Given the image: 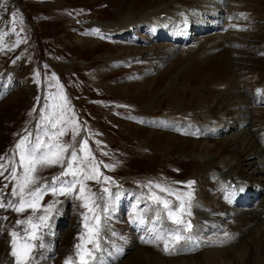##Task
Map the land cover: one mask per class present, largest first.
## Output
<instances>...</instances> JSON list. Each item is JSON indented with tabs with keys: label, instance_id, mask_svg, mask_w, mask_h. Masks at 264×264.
Instances as JSON below:
<instances>
[{
	"label": "rangeland",
	"instance_id": "obj_1",
	"mask_svg": "<svg viewBox=\"0 0 264 264\" xmlns=\"http://www.w3.org/2000/svg\"><path fill=\"white\" fill-rule=\"evenodd\" d=\"M175 1L188 8L198 6L200 0ZM233 1L239 3L229 10L233 12L231 17H236L239 22V41L245 43L243 48L249 45L251 50L243 49L241 42L236 56L225 49L221 54H225V58L216 53L213 61L207 62L192 54L189 64L184 58L177 59L158 73H144L153 67L151 62L149 68L147 65H135L122 73L113 69V73L109 74L108 63L103 62L139 53L162 58L171 46L165 40H152L148 34L149 25L136 27L137 32L145 34V41L138 45L123 47L100 43L95 37L85 34L92 28L95 32L102 30L95 25V20L108 26L112 30L110 33H121L124 28L117 26L122 27L124 19L133 18L137 22L149 12L147 9L151 11L164 3L172 6L173 0H19V3H16L18 0H0V82L9 89L14 88L8 96L7 92L2 93L6 97L0 105V164L4 166L0 169V203L5 204V207H0L1 264L3 260L5 264H18V257L12 253L20 251V245L29 242L32 247L27 264H81V256L85 252L91 253V256H84L88 264H112L98 259V256L102 253L101 241L107 235L106 230L110 231L115 226H109V220H115V217L119 228L124 230V237L130 239L129 251L119 264H264V207H260L264 205V162H261L264 158H258L254 151L249 152L244 139H239L237 144L228 139L234 136V139L243 138L234 135L242 130L241 118L234 113L229 115L228 105L233 107L240 97L243 103L251 105L254 100L249 98L253 97L254 87L264 88V59L255 56L261 53L259 46L264 43V0ZM105 4L109 6L107 10H102ZM21 6L28 11L31 20L21 12ZM86 13L95 20L86 23ZM227 13L226 9L224 14H220L221 19L206 20L226 28ZM187 17L189 15L182 16L181 23ZM196 19L199 20V17L196 16ZM232 21L229 20L228 25ZM173 32H178L176 26ZM189 33L188 36H191ZM215 33L209 32L211 35ZM131 36L136 35L133 32ZM50 38L51 41L46 40ZM199 38L193 34L192 45L197 44ZM177 44L182 46L180 41ZM219 47L222 48L221 45ZM255 48L257 51L253 52ZM62 59L68 60L69 65H49L51 60ZM42 60L50 68L38 69ZM233 71L235 74L231 73ZM125 74H129L130 79L123 80L129 82L121 80L118 83L117 79L125 77ZM104 76L105 79H101ZM231 85L233 89H230ZM262 104L258 100L253 103L255 109L261 110L258 117L254 116L259 119L254 125L261 131L263 140ZM223 116L228 118V122L226 119L215 140L224 139L225 142L215 143L206 140L207 137L201 138L200 133L206 134L211 127H202L206 124L203 120L216 121ZM148 118L164 121L161 125L156 121L149 122ZM57 120L60 123L53 128L52 124ZM61 130L63 135H58L56 140L50 139ZM45 132L48 136H44ZM38 136L48 143L66 145V156L75 150L78 159L73 167L80 166L83 159L87 175L96 178L88 179L83 174L77 176L72 193L61 195L45 191L37 210L26 207L18 212L15 208L21 196L17 185L24 175L18 145L26 137L27 142L34 143ZM85 140L88 142L86 150ZM260 148L263 150L264 145ZM64 163L67 164V160ZM248 163H257L259 166L255 173L259 171L262 175H252L256 167L250 170ZM234 164V172H239L243 178L248 177L253 185L252 192L249 191L250 200L237 207L224 199L226 188L217 183L213 173L215 166ZM12 169L16 170L15 179L11 175ZM64 170L59 165L38 169L35 174L38 183L25 189L24 199H32L29 195L31 190L50 184L57 177L71 183L72 176L61 175ZM81 184L85 188L83 197L79 194ZM57 185L58 182L53 184ZM14 192L17 194L13 195ZM115 192H125L118 211L113 206ZM129 201L135 203L134 210H140L136 220L127 217L124 212V205ZM162 201H167L177 213L175 217L168 216ZM65 202L66 209L61 207V213L56 218L59 205ZM49 205H53L51 210H48ZM63 213L62 221L51 231L52 223L56 224ZM161 213L163 221L175 225L176 229L171 231L172 227L167 224L166 231L154 221L153 214L160 216ZM199 213L208 214V217L212 215L214 223L219 224V227L214 223L211 226L213 233L210 239L215 241L216 248L199 250L190 255L180 247L184 236L179 241L171 239L173 233L181 234L179 228L185 230L182 223L177 224L174 220L179 218L182 222H190L192 230V223L200 219L197 218ZM41 216H47V220L39 221ZM241 216L253 219L244 223L246 229L243 233L237 227L243 226V221L236 224ZM29 220L32 224H40L35 233L38 239H32ZM197 227L196 224V231L188 241L193 248L203 246L197 242L203 233ZM13 233L17 235L14 237ZM158 235L161 238L157 239ZM165 237L169 241L167 252L164 250ZM6 244L10 251L8 255L13 260L7 255ZM112 244V241L103 242L104 251L107 252ZM240 248L244 250L241 252Z\"/></svg>",
	"mask_w": 264,
	"mask_h": 264
},
{
	"label": "bare ground",
	"instance_id": "obj_2",
	"mask_svg": "<svg viewBox=\"0 0 264 264\" xmlns=\"http://www.w3.org/2000/svg\"><path fill=\"white\" fill-rule=\"evenodd\" d=\"M198 1V0H197ZM203 2H205L206 0H202ZM238 1V0H237ZM179 1H175L174 0V4H177ZM247 2V1H246ZM217 3V4H216ZM251 3H254V2H252L251 1ZM237 4H239V3H237V2H235V1H233V0H218V1H215V0H209V2H205V3H202L201 4V11H200V14H199V16L201 17L202 15H204L205 17H210V18H217L218 17V13H220L221 12V10H230L231 9V7H234V6H237ZM249 5H250V3H249ZM259 6V5H258ZM199 7V6H198ZM220 7V9L221 10H219L218 8ZM253 7V6H252ZM255 7V6H254ZM260 7V6H259ZM258 7V8H259ZM160 8H162L161 6L160 7H158V8H156V9H154V8H152L151 9V11L149 10V12L148 13H146V14H144V15H142L141 16V18L143 19H141L140 18V20H138L137 22H134V19L132 18V19H124L123 20V22H122V24H123V26L121 27V26H117L118 28H120V29H123L124 28V30L125 31H123V32H121L122 34H124L127 30H130L132 27L134 28L135 27V25H137L139 22H143V21H145L146 20V18L147 17H150L149 19H147V20H152L151 22H152V30L150 31V32H148V34H153V35H156V36H158V32H159V29H161V30H164V31H169L171 28H173V27H175V25H177V30H178V33H180L181 35H184V34H187V32L188 31H191L190 29L188 30V28H189V26L191 25H188L187 23H189L190 21L191 22H193V19H190L189 17H187L184 21H183V23H181L182 22V17H181V19L179 20L176 16L177 15H180V16H188V15H183L182 13L184 12V10H185V8H178V7H176L173 11H171V9H169L168 8V6H166V9H165V11H167V10H169V11H167V12H165V13H172L171 15H169V18L168 19H166L165 20V22L163 23V25L160 27V26H157V25H160L159 23H157L156 22V17L157 16H160V15H162V14H164V11H163V8L162 9H160ZM257 9V8H256ZM254 10V9H253ZM236 13V12H235ZM251 13V12H250ZM138 15H140V14H138ZM174 15H175V17H174ZM229 15V14H228ZM232 15V14H231ZM231 15H229L228 17H227V26H226V28H217L215 25H213V24H210V22L208 23V24H210L209 26H205V25H197V29H195V31L197 32V33H202V35H205V37L204 38H200L199 40L200 41H198V43L197 44H194V48H189V49H187V50H184L183 51V53H180V54H172L170 51L169 52H167L166 53V55L165 56H163V60L166 62V63H168V62H171V61H174L175 62V60H177V59H179V60H183V58H184V60H186L187 62H185V63H189V61H190V57H191V55L193 54L195 57H197L198 59H201L202 60V58H204L207 62L208 61H210V60H212L213 61V59L214 58H212V57H214V56H217V54H214V51L216 50V49H221V47H219V45H221L222 46V50L220 51V53H219V55H221L222 54V52H224V50L226 49V50H228V53L230 54V55H237V53L239 52L238 50H239V48H240V46H242V44H241V42L239 41V38L238 37H240V35H239V33H237V31H239V22H238V19H236V17H234V18H232L231 17ZM126 17H128V16H126ZM155 19V20H154ZM234 20L230 25H228V20ZM175 22V23H174ZM196 23H197V21H196ZM264 23V22H263ZM119 24H121V23H119ZM131 24V25H130ZM128 25H130V27L128 26ZM126 26H128L129 28H125ZM193 26H194V24H193ZM157 27H160V28H157ZM117 28V29H118ZM241 28V27H240ZM210 29H221L223 32L222 33H217V34H215L214 36H212V35H210V36H208L207 35V31H209ZM110 30V29H109ZM213 31V30H212ZM110 33V32H109ZM112 33V32H111ZM120 32H119V34H121ZM112 34H114V32L112 33ZM188 35V34H187ZM178 41H180V42H182V36H181V38L178 40ZM191 44H192V42H190ZM243 43V42H242ZM243 45L245 46V43H243ZM172 47H176V46H174V45H171V47L169 48V49H171ZM257 47H258V45H257ZM242 48H243V46H242ZM246 48L248 49L249 48V45H247L246 46ZM259 48L262 50L261 51V53L259 52L258 53V55H261L263 58H264V43H262L260 46H259ZM177 49L178 50H182L183 48L182 47H180V46H177ZM195 49L199 52V54L195 51ZM249 49H251V48H249ZM167 50V49H166ZM240 50H243V49H240ZM252 50H254V49H252ZM238 51V52H237ZM205 52H208V53H206V54H204ZM227 52V51H226ZM245 52V51H244ZM187 54V56L185 57V55ZM198 55V56H197ZM189 56V57H188ZM221 56H223V58H225L226 57V55L224 54V55H221ZM221 56H219L220 58H221ZM238 57V56H237ZM240 57V56H239ZM207 58H209V59H207ZM211 58V59H210ZM201 60H199V61H201ZM232 60H233V58H232ZM234 61V60H233ZM112 61H106L105 63H108V65L111 63ZM173 62V63H174ZM264 62V61H263ZM223 63V62H222ZM172 64V62L168 65V66H170ZM239 64H241V60H239ZM238 64V65H239ZM168 66H166V67H168ZM214 69V68H213ZM216 69V68H215ZM212 71H214V70H212ZM215 72V71H214ZM119 85H123V84H119ZM262 89H263V87H260L259 88V90L257 91V94H261V92H262ZM242 93V92H241ZM242 97H240L239 99H237L235 102H234V106L233 107H230V105H228V107H229V110L231 111V112H229L228 114H230V115H232L233 113L234 114H237V115H239L240 116V118H241V124H242V130H241V132L240 133H238V134H234V135H241L243 138H240V137H238V138H236V139H234V137L233 138H231V137H229L228 139H230V140H232L234 143H236V142H239L240 140H243L244 139V141H245V147H246V149L247 150H249V152H251V151H254L255 152V154L257 155V157L258 158H261L262 156H264V151H262V149L260 148V144L261 145H264V139L262 140V133H261V131L259 132L256 128H255V122H257V120H259V119H255V117L254 116H257L258 117V115L260 114V112H261V110L260 111H258V109H255L254 108V106H253V103L254 102H256V99H255V101L253 102L252 101V104L251 105H248V104H246V103H243L242 102V99H241ZM252 100H254V97H252ZM258 105V104H257ZM215 106H217V105H214L213 107H215ZM231 108V109H230ZM254 109L256 110V111H254ZM202 111V110H201ZM209 112H211V110H208ZM239 111V112H238ZM199 112V111H198ZM205 112H207V111H205ZM213 112V111H212ZM213 114V113H212ZM211 113H210V115H212ZM245 114H247V115H245ZM257 114V115H256ZM199 115V114H198ZM203 116V118H204V115H202ZM205 116H206V114H205ZM246 116V117H245ZM200 117V116H199ZM207 119V118H206ZM205 119V120H206ZM243 119H244V121H243ZM148 121L149 122H159V124H161L162 125V123H163V119H153V118H148ZM185 122H187V121H185ZM213 122L214 121H211V124L209 125V126H213V127H211L212 129H208V130H211L212 131V134H209V133H207V138L208 139H206V140H208V141H213V142H215V143H217V142H225L224 141V139H220V140H215V130L217 129V127H215L216 126V124H213ZM262 127V126H261ZM188 129V128H187ZM190 129V128H189ZM254 129L256 130V131H254ZM233 136V135H232ZM213 138V139H212ZM187 139V138H186ZM234 139V140H233ZM240 139V140H239ZM239 140V141H238ZM194 141H197V140H194ZM198 141H201V140H198ZM203 141V140H202ZM231 141V142H232ZM237 144V143H236ZM239 145V144H238ZM243 147V146H242ZM241 149H243V148H241ZM240 152H241V150H240ZM236 153H239V152H236ZM235 153V154H236ZM250 158V157H249ZM209 161V160H208ZM261 162H264V160H262ZM236 164H234V165H227L228 166V168L230 169V168H232V166H235ZM248 166H250V170H252V168L254 167H256L255 169H253V173H252V175H256V174H260V175H262V172H256L255 173V171H257L258 170V166L259 165H257V163H255V164H252V163H248L247 164ZM257 165V166H256ZM263 166V165H262ZM207 171V170H206ZM214 177L215 178H217V180L219 181V182H222V183H224L225 182V184H227V189L225 190V194H224V196H226V198H224V199H226V200H228L227 199V197H229V200L228 201H230V203H232L233 205H235V207H237V206H239L240 205V203H241V195H242V192H244V193H248V191H247V187H250L251 189L250 190H252L253 189V185H252V183H251V180L248 178V177H246V178H243V176L239 173V172H236V173H230L229 171H227V167H219V166H215L214 167ZM203 173H206V172H203ZM213 175V174H212ZM251 176V175H250ZM264 176V175H263ZM227 178H230V179H227ZM245 179H247V180H245ZM232 184H237L238 185V187H240L241 189H243V191H241L238 195H236L235 194V191H233L232 189H231V185ZM260 187V186H259ZM225 206V204H223L222 205V208ZM61 207H64L65 209H66V207H67V203L65 202V203H63V204H61L59 207H58V209H57V211H56V214H55V217H56V215H58V213H61V210H59ZM260 207H264V205H261ZM4 210H7V209H4ZM233 210H237V208H234ZM64 212H65V210H64ZM2 214H3V212H2ZM247 215H248V217H251V214L250 213H247ZM63 216H64V213H63V215L61 216V219L59 220V221H61L62 220V218H63ZM210 217H208V214H207V216L206 215H204V214H202V213H199V214H197V217L198 218H200V219H205V221H204V223H214L215 221H214V217L212 216V215H209ZM59 217V216H58ZM57 218V217H56ZM252 218V217H251ZM257 218V217H256ZM255 218V219H256ZM258 219V218H257ZM256 219V220H257ZM236 220V219H235ZM253 221V219H245L244 217H239V218H237V225H239L240 223H241V221H243V226H237V227H239V231L241 232V233H243L244 232V230L246 229V226L244 225V223H249V221ZM58 221V222H59ZM57 222V223H58ZM2 223V222H1ZM56 223V224H57ZM257 223V222H256ZM56 224H54V222H53V224H52V226H51V229H54V228H56ZM197 224V223H196ZM218 224V223H217ZM2 225V224H1ZM0 225V226H1ZM198 225V224H197ZM199 226V225H198ZM231 226V225H230ZM255 227H256V225H254ZM253 226V227H254ZM205 227V226H204ZM220 227H222V226H220ZM198 228V230H201V232H203L202 231V229H201V227L199 226V227H197ZM110 229V227H108V230ZM112 229V228H111ZM236 229V228H235ZM196 231V230H195ZM107 233H109V231H107ZM196 233V232H195ZM211 243H206L205 244V246L206 247H213V246H216V244L215 243H213L214 245L213 246H211L210 245ZM185 245H188V248H193V246H192V243L191 242H188V243H186ZM6 249H7V255H8V253L10 252L9 251V249H8V244H6ZM241 252L244 250V249H242V248H240L239 249ZM5 251V250H4ZM4 253V252H3ZM3 253H2V255H3ZM8 257H9V255H8ZM10 258V257H9ZM1 261H2V259L0 260V264H1ZM5 262V260H3V263L2 264H5L4 263ZM8 264V263H7ZM14 264V263H13Z\"/></svg>",
	"mask_w": 264,
	"mask_h": 264
},
{
	"label": "snow or ice",
	"instance_id": "obj_3",
	"mask_svg": "<svg viewBox=\"0 0 264 264\" xmlns=\"http://www.w3.org/2000/svg\"><path fill=\"white\" fill-rule=\"evenodd\" d=\"M60 121L57 120L55 123L52 124L53 128H56L59 125ZM58 135H63V131H59L58 133H54L50 139L56 140ZM44 136H48V133L45 132ZM87 141H83L84 149H87ZM18 148H20V163L23 166V172L24 175L22 179L18 181V192L21 196V199L17 202L15 210L18 212H22L25 210L26 207L32 208L34 211L37 210L38 202L40 198L44 195L45 191L50 190L53 194H66V193H72L75 190L76 186V177L80 175H87L85 168L83 167V159L80 161V166L74 168L73 164L77 161L78 155L75 150H73L71 153L67 152V146L62 144H53L48 143L45 141V139L41 136L36 137L35 142H27V137L20 141ZM85 155L87 156L88 153L85 152ZM67 160V164L64 163V161ZM59 165L60 167L64 168L65 170L62 172V176H72L73 181L71 183H66L64 180H62L60 177H57L56 181L43 185L39 188H35L29 192V195L32 197V199H24L23 194L25 192V189L29 187V185H35L38 183V180L36 178V172L38 169L43 167H51ZM3 165L0 164V169H3ZM11 175L15 179L16 178V170H11ZM88 179H95L96 177L93 175H87ZM58 182L57 186H53V184H56ZM163 190V189H162ZM239 191H243V189H240ZM85 188L81 184V187L79 189V194L81 197L84 196ZM17 193L14 192L13 195H16ZM158 202L159 198H157ZM11 201L8 202L9 205H11ZM164 208L167 210V214L169 217H175L177 213L169 207V204L167 201H162ZM0 207H5V204L0 203ZM53 205L48 206V210H51ZM183 205H181V208ZM190 214V213H189ZM39 221L47 220V216H41L38 218ZM177 224H183V227L185 230L190 231L191 230V224L190 222H182L179 218L174 220ZM22 223V222H21ZM29 224H32V221H28ZM98 223V221H97ZM40 226L39 223L32 224V239H38L35 235L36 229ZM17 234L13 233V236L15 237ZM161 238L159 235L157 236V239ZM183 237L179 232H175L171 235V239L173 241H179ZM191 239V238H189ZM31 243H25L23 245H20V251H13V255L18 257V264H27L28 260V253L31 250ZM40 247H43V245H40ZM97 247L99 245L97 244ZM15 248V244H14ZM164 250L167 252L169 251V241L165 237L164 240ZM91 256L90 252H85L81 256V264H88L87 260L84 259V256Z\"/></svg>",
	"mask_w": 264,
	"mask_h": 264
}]
</instances>
